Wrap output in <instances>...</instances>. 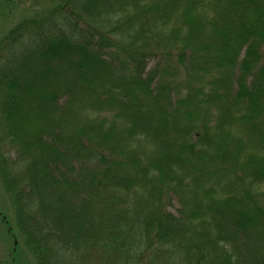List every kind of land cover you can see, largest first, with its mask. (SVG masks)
Listing matches in <instances>:
<instances>
[{"label": "trees", "instance_id": "obj_1", "mask_svg": "<svg viewBox=\"0 0 264 264\" xmlns=\"http://www.w3.org/2000/svg\"><path fill=\"white\" fill-rule=\"evenodd\" d=\"M28 4L0 39V264H264V0Z\"/></svg>", "mask_w": 264, "mask_h": 264}, {"label": "rangeland", "instance_id": "obj_2", "mask_svg": "<svg viewBox=\"0 0 264 264\" xmlns=\"http://www.w3.org/2000/svg\"><path fill=\"white\" fill-rule=\"evenodd\" d=\"M33 16V9H31L28 4V0H0V39L21 20ZM261 53L264 55V45ZM148 63V68L155 65V62L152 60H149ZM177 207V201L172 200L171 206L167 209L175 214ZM0 214L7 219L8 226L13 229V210L11 208L10 199L2 187H0ZM3 224L4 223L0 217V261H10L11 258L8 254L13 241L8 236L6 226ZM17 249L19 252L14 258L12 264H36L31 255L23 250L21 246H17Z\"/></svg>", "mask_w": 264, "mask_h": 264}]
</instances>
